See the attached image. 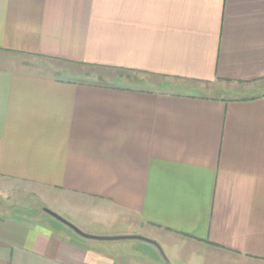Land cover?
I'll use <instances>...</instances> for the list:
<instances>
[{"label":"crops","instance_id":"crops-1","mask_svg":"<svg viewBox=\"0 0 264 264\" xmlns=\"http://www.w3.org/2000/svg\"><path fill=\"white\" fill-rule=\"evenodd\" d=\"M37 194L81 230H144L170 264H264V0H0V199ZM52 217L0 211V264H168Z\"/></svg>","mask_w":264,"mask_h":264},{"label":"rangeland","instance_id":"rangeland-1","mask_svg":"<svg viewBox=\"0 0 264 264\" xmlns=\"http://www.w3.org/2000/svg\"><path fill=\"white\" fill-rule=\"evenodd\" d=\"M19 58H23L26 59L27 62L33 66L37 65V62H34L32 60V57H19ZM43 66V63H40ZM50 68L52 70H54L56 73H58V75H60V77H63L65 79H75V80H80V81H86L89 83H96V84H104V85H123V86H131V87H139V86H143L144 84L141 83H137L136 84V80H137V76L140 77V73L137 72H128V71H124V72H120L122 75L124 76H130L132 79L131 81L127 80V78H118V76H116V71H113L111 69H101V68H95V67H90V66H75V65H64L61 63H57V62H52L50 63ZM40 65V66H41ZM70 67L71 68V74L68 73H63L62 70H65L64 68ZM67 70H69L67 68ZM76 72H80L79 74ZM73 73V74H72ZM119 73V72H117ZM102 75L103 76V81H100L98 79V75ZM152 82H160V84L165 85L164 87H162L161 89L155 87L156 85H154L153 89H158V90H164V91H180V83L184 84L185 87L184 89H182V92L184 93H188V94H193V95H199V96H205V97H229L232 94L229 93V91H227V93H225L224 91L222 92L219 89V86H223L224 84H222L221 82L216 81L215 83L209 84V83H200V82H194V81H180V80H169L166 78H152L150 79ZM178 87H177V86ZM146 86V85H144ZM151 87V86H149ZM229 90L238 92L236 90H238V88L240 87H235L234 85L229 86ZM177 90V91H176ZM241 94V93H240ZM48 198L37 194L34 196H30V195H25L24 198L21 199H17V200H11V199H0V211L3 212L4 214L8 213L10 214H14V215H18V216H24L26 218H31L33 217V219H43L46 217L51 218V216L49 214H47L44 211V208H48L53 210L50 206H48ZM55 211V210H53ZM57 212V211H55ZM58 213V212H57ZM61 215V214H60ZM52 219H55L52 217ZM44 220V219H43ZM42 220V221H43ZM58 223H60L57 219H55ZM69 221V220H68ZM76 225V224H75ZM79 227V226H78ZM129 227V228H128ZM131 227V228H130ZM93 230H83L84 232L88 233V234H92V235H99V234H95L94 232L97 231L101 232L104 229L101 227H93ZM117 227H112L111 231H124L121 234H109V235H100V236H122V235H143L146 234L144 230H141L139 228H136V226H123L119 229H117ZM109 242L111 244H116V245H120L122 242L127 243L128 246H134L136 247L137 245H149L147 244V242L140 240V239H125V240H111V241H106ZM137 244V245H136Z\"/></svg>","mask_w":264,"mask_h":264},{"label":"water","instance_id":"water-1","mask_svg":"<svg viewBox=\"0 0 264 264\" xmlns=\"http://www.w3.org/2000/svg\"><path fill=\"white\" fill-rule=\"evenodd\" d=\"M44 211L53 216L54 218H56L57 220L61 221L62 223L66 224L68 227H70L71 229H73L76 233H78L79 235H81L82 237H85L87 239H94V240H99V241H111V240H125V239H140L143 241H147L150 242L154 245H156L161 253L162 256L164 258V260L170 264L169 260L167 259L166 255L164 254V252L162 251L161 247L158 245V243L150 238L141 236V235H122V236H100V235H92V234H88L86 232H84L83 230H81L79 227H77L75 224L71 223L70 221H68L67 219H65L63 216H61L60 214H58L57 212L48 209V208H44Z\"/></svg>","mask_w":264,"mask_h":264},{"label":"trees","instance_id":"trees-1","mask_svg":"<svg viewBox=\"0 0 264 264\" xmlns=\"http://www.w3.org/2000/svg\"><path fill=\"white\" fill-rule=\"evenodd\" d=\"M124 71H125V70H124ZM124 71L122 70V72H124ZM121 75H122V74H120V76H121ZM97 77H98V79H99L100 81H103V79H104L103 76L100 75V74H99ZM122 78H127V80H129V77H128V76L126 77V76L122 75ZM112 86H113V85H112ZM219 89H220V88H219ZM220 90H221L222 92L224 91L225 93H227V91H228V90L226 91V90H223V89H220ZM229 93L232 94L233 96H239V97L242 96L239 92H235V91H230V90H229Z\"/></svg>","mask_w":264,"mask_h":264}]
</instances>
